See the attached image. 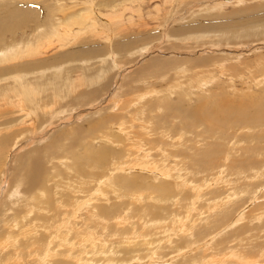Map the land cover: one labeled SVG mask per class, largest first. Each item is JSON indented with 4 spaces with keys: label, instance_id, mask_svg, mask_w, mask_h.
<instances>
[{
    "label": "rangeland",
    "instance_id": "374dc122",
    "mask_svg": "<svg viewBox=\"0 0 264 264\" xmlns=\"http://www.w3.org/2000/svg\"><path fill=\"white\" fill-rule=\"evenodd\" d=\"M222 2H226L225 5L221 4ZM82 13L86 20H89V16L92 17L90 20L91 24H94L93 26H86L85 23L79 22L74 23V19H78L77 17ZM10 14L13 16H10ZM180 16H184V18H179ZM166 20L169 23H166ZM113 21L124 25L126 27L125 30L121 29L115 33ZM196 21L207 23V26L213 25L211 29L212 35L223 34L229 30L233 34L236 32L252 31L253 28H251L252 25L250 26V24L259 23L258 21H263L264 23V0H0V29L2 24L4 25V22L6 25L2 26L3 28L0 30V51L12 45L15 48L10 51L16 53L14 61L1 62L0 67H8L20 61V64L25 66L28 71L24 70L26 71L23 73L25 77L29 73L28 78H26L29 80H34L33 73L41 77L43 70H46L43 73L45 76L39 79V84L33 96L35 98L34 106L38 110L48 111L46 116L42 115L44 123L34 129L29 124L31 121L34 122V118L31 120L26 119L27 123L24 121L25 124L21 123L24 114L23 110L20 109L21 105L18 106L16 103V106H5L2 108V111L0 110V115L5 112L4 116L0 117V144H4L0 147V159L1 161L5 160L4 163L8 162L6 168L4 163L0 164V218L3 213V206H12L9 203L13 200V197L10 196L14 189L19 191L18 196L20 198L26 196L25 191L28 187L26 181L21 180V175L30 165V159L38 156L35 153L34 155L33 153L30 155L29 151L37 147L43 148L42 146H46L50 139L54 137L55 141L58 140L59 144L56 142L54 149L50 148L48 150L49 155L52 149L53 153L50 155V159L45 166L54 181L66 184L75 182V178L78 179V177L71 176L74 175V171L71 170L70 176L67 178V169L61 162V158H69L72 153L82 155L83 162L81 163V167L77 168L75 166V168L85 169L88 173L87 162L91 150L93 151L92 155L105 146L117 147V150H120L119 146L112 145L111 142L102 136V134H107L109 131L113 132L109 126L113 122L110 119V115L117 108L115 102L121 104L123 101H127L128 98L134 97V95L137 97L148 92V90L155 92L156 89L158 90L156 93H158L155 97H158L156 101L159 102L157 104L164 105L166 108L164 106L165 109L161 107L163 108L162 110L158 109L159 117L148 119L145 122L144 120L147 119V115L152 118L156 116L157 111H150L155 108V97H153V102L142 108L141 111L136 110L135 107L133 111L135 120L132 124L137 126L138 131L140 128H143L141 133H144L148 139H164V142L158 144V148L161 149L163 147L168 152L170 151L171 155L168 154L165 157L163 152H159L161 154L158 153L159 156L157 158L158 160L166 158V166L164 167L174 177L170 178L168 174L165 177L156 175L159 172L158 170H155L153 173L143 170L139 166V163L142 161V150L139 153L133 152L130 156L128 154L122 155L121 151L119 153L121 155H117V158H114L112 163L107 166L110 169L106 172L111 174L112 181L115 183L116 179L120 177L132 181V179L138 177L140 183L142 181L151 189L142 187L144 185H135L132 187L133 189L127 185H117L118 196L115 193H109L108 197L110 200L108 202H104L105 198H97V194L103 195V193H93L94 191H91V195L85 198V205L87 204V200H93L96 197L97 201H101V203H105L109 207L112 206L113 213H121L112 216L110 220V217H107L105 222H108V220L109 222L111 221L110 223L116 222L119 217H125V219L128 218L127 220L131 219V221H134L137 216H133V214L138 211L134 212L129 207L136 201V196L140 197L142 193L144 197L148 196L151 190H154L153 185H162V183H168L167 185H172L171 188L175 189L179 184L185 185L186 179H188V183L191 186L196 185L197 188L201 186L200 189L204 193L218 190L219 192H215V195L219 194V199L227 200L232 195V201L238 203L233 206L232 212L221 213L215 205L211 204L214 199L205 200L206 195L202 196L201 200L194 205L193 198H190L193 194L190 187H184V189H187L185 191L190 198L188 200L187 198L184 200L174 196L161 200L162 196L158 195L157 192L154 194L151 192L149 197L144 198L143 202L140 203L144 206H153L151 210L155 212V218L162 220L155 211L159 204L166 203L170 210L163 212L166 225L161 226L162 229L159 231H166L167 228H171L172 226H174L176 231L177 223L175 222L181 219L187 227H194L206 235L201 237L199 233V240L203 239V242L209 241L208 245L201 248L212 246L214 249L213 251L210 249V251L207 250L205 252L201 251L202 249H198L196 254H203V257H205V254L209 253L207 258L205 257L209 260L212 254H215L216 251L219 252L220 248L224 250L226 246H231L232 243L225 245V242L230 239L235 240L232 247L228 248L230 252L236 251L238 253L239 250L241 252V250L247 248V251L243 250L241 253L247 252L248 254L250 251V254L246 255V257L249 256V261L252 257V260L254 258L260 260L262 254L264 255V252H262V246H264V218L261 219L262 221L257 218L260 214V217H264V46L256 50L250 47L258 44L263 39L259 40V37H253L255 41L250 42V40H246L250 39L248 35L239 37L238 41H242L238 47L246 48L247 46L242 44H249L250 42V47L248 46L247 50L251 51L245 52L240 50V54L233 52L234 54L231 56L232 61L230 62L233 65L230 69L222 70L220 67L215 68L220 62L216 65H213V62H211L212 65L209 68L202 65L199 68L194 62H196V59L200 55L205 58L200 62L202 63L212 55L227 53L230 47L226 43L217 44L219 51H224L215 53L212 50L214 48L207 44L199 45L195 44L194 39L187 42L185 39L181 40L183 36H168L167 34V24H169V27H173V31L184 25L182 23L191 25ZM216 21L220 22V24H216ZM197 25L198 23L192 26L195 28ZM54 27L61 35L67 32L73 35L72 38L78 35H81V37H79L76 44H73L75 40H68V36H65L61 41L59 38H55L49 47L43 49L46 52L44 51L39 56L38 53H30L22 58L23 54L19 48L24 47L27 41L36 42L39 34L42 35L46 32L54 31ZM194 28L188 31L189 34L192 30L198 31ZM263 28L264 26L255 27V31L252 34H258L259 31H263ZM92 32L97 33L93 35ZM124 34L125 36H129L127 42L131 44L127 46L128 48L131 47L130 52L133 46L142 45L143 47H148L146 45H149V48L154 47L147 54L142 49H134L133 52L137 51L136 56L138 59L136 61L128 59L127 54H124V57L126 56L125 58L127 59L123 58L122 62H120L118 58L122 54H118L114 49H123L124 45L121 46V44L117 43L125 41ZM197 35H199V32ZM260 37L264 38V31ZM219 38V36L216 37V39ZM243 40L246 41L244 42ZM87 42H90V44H87ZM62 43L65 45H62ZM112 43L114 44L112 45ZM165 45L167 46L165 47ZM142 46L141 48H143ZM204 47L208 49L207 53L198 55L195 50H200ZM232 47H237V45H232ZM78 49L80 52L73 53V50ZM142 53L145 54V57L139 56ZM97 55L100 56L97 57ZM134 55L130 54L133 58L135 57ZM109 57L112 58L110 59ZM100 58H107L110 64L114 62L113 67L115 68L112 70L113 67L110 66L111 71L108 73L109 79L107 81L105 77L102 81L93 79L100 74L103 67ZM122 63H126L127 65H122ZM179 68L181 69L179 70ZM136 69L139 73H134L136 74L134 75L133 72ZM57 71L59 74H56ZM207 71L209 72V76ZM127 74H131V78L128 79L130 82L119 83L118 77ZM24 75H19V77L12 76V81L15 82L17 78L21 79ZM141 76L143 77L139 79ZM154 76L157 78L155 79ZM0 79H5V76ZM147 80H150V82H147ZM78 82L82 84H78ZM95 89L97 90L91 93ZM61 90H68V92H65L66 96L61 97V100H59L58 94H60ZM127 90L131 91L128 92ZM80 91H85V93L76 95ZM189 94L191 95L189 96ZM31 96L29 95V97ZM55 100L58 102H54ZM5 101H2V103ZM169 103L170 106L167 107ZM27 105L29 104L23 106L27 108ZM55 109V116L51 117L53 115H50L49 112ZM128 110L130 111V108ZM100 118L104 120V123L97 130L92 131L93 124ZM4 121H8L13 128H18L17 130L21 133L19 138H17L18 132L12 135V137L8 135V130H5V125L1 123ZM152 126L154 130L151 131L150 127L153 128ZM123 135L122 138L124 137ZM15 138L18 140L16 146H14ZM163 143H167L168 145L164 144V146ZM9 146H11L9 154L7 153L8 148L1 150V148ZM129 147H134L131 142H129ZM6 153L8 154L7 157L5 156ZM14 156H16V161L11 163ZM65 160L64 158L63 161ZM45 161L47 160L43 159V162ZM193 162L195 165H193ZM115 163L118 164V167L113 168ZM2 169H5V171L2 172ZM101 169L103 167H97L95 169L97 172L94 175L101 177L98 173ZM96 181L102 182L104 179L97 178ZM49 186L53 192L66 187V185ZM67 186L75 187L77 190L79 189L78 187H86L88 189H92L93 187L96 189L97 187V185H86L83 183ZM245 189H248V191L244 192ZM38 194L39 192L35 193V196ZM80 195H85V192H82ZM241 197H244V200ZM39 200L41 199L39 198ZM64 200L71 202L75 201V198L71 199L66 195ZM123 202L128 204L125 206L126 208L121 207ZM31 205L34 204L31 203ZM13 207L18 211L17 204L13 205ZM151 210L149 209L150 215L146 216V218L151 216ZM37 212L39 211L36 210L29 214L28 220L33 219ZM210 215H212L211 220H213L205 224V218ZM6 216L14 218L13 210H8ZM202 217L204 220H202ZM234 218H240V220L234 222L233 225H229ZM22 221L25 220L22 219ZM33 224L35 226L34 229L29 227V225L25 226L32 229L25 232V234L34 233V235L38 236V232L47 229L41 225L36 226V224H39V220L33 221ZM17 229L16 227V231ZM71 229L69 221L65 228L61 229L60 225L52 227L50 229L52 233H47L46 237H41L38 247L29 246L27 240H25L22 245L24 250L21 256H17L16 258L11 257L10 260L3 261L0 264H53L61 256H70L69 248L66 249L64 246H59V240L65 237L68 239V245H72V241L75 238L72 231L67 236V232ZM90 229L95 230L98 235L102 234L104 240H108L114 245H117L120 239V236H114L113 227L104 229V224L93 223V227ZM129 229V226L123 228L120 234L121 237L125 236L122 234L129 233ZM130 234L132 235V231ZM236 234L240 235V238H238L241 241H238L237 237L235 239L234 235ZM156 240V245H158L166 240V236H158ZM222 240L224 243H221L223 242ZM212 241L214 244L210 243ZM253 241L255 242L254 245L252 244ZM250 242L251 247L249 245ZM216 243L218 245H215ZM220 244H224V246L221 247ZM174 245L175 248L177 245L185 248L187 243L177 244L175 242ZM197 245H200V243L198 242ZM234 245H236V249H232ZM246 245L249 246V249ZM255 245L257 247H253ZM259 245L261 246L259 248L261 252L258 250ZM54 247H56L55 250H53ZM251 248L253 251L250 250ZM121 249L119 250V254L123 256V253L126 254L127 252ZM174 250V247H167L161 254L153 251V258L150 261L158 262L155 264H162L160 263L161 261L172 258V260H180V262L184 260V263H186L191 262L190 259H193L192 262H194V260L200 258L195 257L196 255L193 258L191 255L194 252L191 255L186 254V258V256L181 255L184 249L181 251ZM226 250L224 252L228 251ZM47 251L48 253L53 251L51 252L52 258L44 262L40 258ZM58 252L61 253L59 257L56 256ZM259 252L262 254L260 255ZM217 258L219 259L220 255L215 259ZM262 259L264 260V257ZM38 261L40 263H37ZM260 262L258 264H264V261Z\"/></svg>",
    "mask_w": 264,
    "mask_h": 264
},
{
    "label": "bare ground",
    "instance_id": "6f19581e",
    "mask_svg": "<svg viewBox=\"0 0 264 264\" xmlns=\"http://www.w3.org/2000/svg\"><path fill=\"white\" fill-rule=\"evenodd\" d=\"M225 3L226 2H222L221 4L225 5ZM10 16H13V15L10 14ZM181 17L184 18V16H180L179 18H181ZM77 18L78 19H74L75 20L74 23H76V22H79L82 24L85 23L86 26L87 25H90V26L94 25L93 23L91 24L90 19L92 17L89 16V20H86L83 13L80 14ZM167 22L169 23L168 20H166V23ZM258 22L259 23L250 24V26L252 25L251 28H253L252 31H246V32L244 31L243 33H237L235 31L236 32V33L234 32L235 34L230 32V30H229V31H225L223 34L220 33V34L212 35L211 29H212L213 25L207 26L206 25L207 23H203L200 21H196V22L192 23L191 25H188L187 23L186 24L182 23L184 25H181L179 28L174 29L173 31H172L173 27L172 26L169 27V24H167L168 28L167 27L166 28L168 31V33H167L168 36H170V35H174V36H178V37L183 36V38H181V40L185 39L187 42H189V40H191V39H194L195 44H199V45L207 44L208 46L214 48L212 50L215 53L224 51V50L219 51V49L217 48V44H224V43L228 44V46L230 47V50L227 51V53L224 52L223 55H219V53H217V55H212L211 57L207 58V60H205L202 63H200V62L202 60H204L205 58L202 57V55H200V54L207 53L208 49L206 47H204L200 50L196 49L195 50L196 53L200 56L196 59V62H194L195 65L198 66L199 68L201 67L200 65H202L203 67L206 66L209 68V66L212 65L211 62H213V65H216L218 62H220V64H218L215 68L220 67L222 70L223 69L227 70V69L232 68L233 64H230V62L232 61L231 56L234 53L240 54L241 53V52H239L240 50L245 51V52L251 51V50H247V47L249 46V44H251L250 43L251 41L252 42L255 41L253 37H255V38L259 37V40L263 39L262 41H264V38L260 37V35L264 31V28H263V31H259L258 34H252L255 31L254 30L255 27L259 28L261 26H264L263 21H258ZM172 23H174V22H172ZM197 23H198V25L195 26V28H194L192 25L197 24ZM112 24L114 26L115 33L121 29L125 30V28H126L124 25H122L121 23L116 22V21H113ZM216 24H220V22L216 21ZM4 25H5V22H4ZM4 25L2 24L3 27H4ZM9 25H11V24H9ZM2 26H1V29L3 28ZM183 26H185V27H183ZM5 28H7V27H5ZM13 28H14V26H13ZM164 28H165V26H164ZM193 28L195 30H198V31L192 30L189 34L188 31L193 29ZM54 29H55V27H54ZM2 31H4V30H2ZM195 32H197V33H195ZM198 32H199V35H197ZM240 32H242V31H240ZM96 33L97 32H92L93 35ZM243 35H248L250 37V39H246V40H250L249 44H244V43L242 44V45H246L247 46L246 48L245 47H242V48L238 47V46H240V43L242 41V40L238 41V38L243 36ZM38 36H39V38L36 42H34V41L28 42L27 41V43H25L24 47L19 48L21 50V53L23 54L22 58L29 55L30 53H38V56H39L44 51L46 52V50L43 51V49L46 47H49L55 38H59V40L61 41V39L65 38V36H68L69 38H67V39L71 40V41L75 40L74 43L73 42L72 43L76 44L79 37H81V35H78V36H74L72 38L73 35L72 34L70 35L67 32L64 33L63 35H61L59 33V31L56 29L54 31L46 32L45 34H42V35L39 34ZM218 36L220 38L216 39V37H218ZM128 37L129 36H127V35L125 36V34H124L125 41L123 40L120 43L119 42L117 43L119 45L121 44V46L124 45L122 50H115L114 49V51L118 52V54L119 53L122 54L120 56V58L117 57L119 59L118 61H120V62H122L123 58L126 57V56L124 57V54H127L128 59H130V60L132 59V61H136L138 59L136 56L137 51L133 52L134 49L135 50L137 48H138V50L142 49L145 52V54H147L150 50H152L151 48L154 47V46H152L151 48H149V45H146L148 47H143L141 45L143 47V48H141V46H135L134 47L133 45H131L134 48L132 47L131 52H130L131 47L128 48V46H127L128 44H131V43L127 42ZM169 39H167V40H169ZM39 40H41V41L39 42ZM246 40H243V41L245 42ZM226 41H228V42H226ZM256 41H258V40H256ZM262 41H260L258 44L254 45V46H251V47L249 46V47L253 50L259 49V48L264 46V42L262 43ZM182 42H184V41H182ZM64 43H62V45H65ZM46 44H48V46H46ZM87 44H90V42H87ZM113 44L114 43H112V45ZM232 45H235V46L237 45V47H232ZM166 46L167 45H165V47ZM198 47H200V46H198ZM14 48H15V46L11 45V47L9 46L6 49H2L0 51V63L15 60L14 55L16 53L10 51V50H13ZM78 50H73V53L74 52H80V50L79 51ZM188 52H189V50H188ZM183 53H185V52L183 51ZM130 54L131 55L135 54L134 55L135 57L133 58V56H130ZM145 54L142 53L139 56L145 57ZM116 55H117V53H116ZM98 56H100V55H97V57ZM73 58L75 59V57H73ZM127 58H125V59H127ZM113 60H114V58H113ZM100 62H102V66H103L101 69V72L97 77H95L93 79L97 80V81H99V80L102 81V79L105 77V79L107 81L109 79L108 73H109V71H111L110 66L113 67L114 62H112L113 65L108 63L107 58L106 59L102 58ZM197 62H199V63H197ZM240 63L243 64L244 62H240ZM125 64L122 63V65H125ZM129 64H130V62H129ZM143 65H145V64H143ZM117 66H118V64H117ZM114 68L115 67H113L112 70H114ZM180 69L181 68H179V70ZM185 69H182V70H185ZM19 70H22V71H19ZM24 70L27 71L25 66L20 64V61L18 63H13L11 66H8V67H0V78L1 77L3 78V76H5V79H0V110L2 111V108H4L5 106H10V105L16 106V103L18 104V106L21 105L20 109L23 110V112H24V114L22 116L23 121H21V123L25 124L24 121H26V119L31 120L34 118V122L31 121V123H29V124L32 125V128L36 129L44 123L43 122V118H44L43 116H46V114L48 112V111L46 112V110H42V109L38 110V108L34 106L35 98L33 96L34 92H35V90L39 84V79L45 76L43 73H45L46 70H43L41 77L34 75V73H33L32 75L34 76V80L26 79V78H28L29 73H27L26 77H25V75L23 73H25L26 71H24ZM47 70H49V69H47ZM60 70H62V69H60ZM219 71H220V69H219ZM17 73H19V74H17ZM134 73L137 74L139 72L136 69L133 72V74ZM210 73H212V72H210ZM226 73H227V71H226ZM56 74H59V72L57 71ZM136 74H134V75H136ZM19 75H24V76L21 77V79L17 78V81H15V82L12 81V78H11L12 76L19 77ZM182 75H184V74H182ZM193 75H195V74H193ZM208 76H209V72H208ZM142 77L143 76L139 77V79H141ZM154 77H155V79L157 78L156 76H154ZM129 78H131V74H127L124 76L120 75V77H118L117 80L119 83L124 84V82H126V83L128 81L130 82V80H128ZM135 79H133V80H135ZM106 81H105V83H106ZM147 82H150V80H147ZM203 83H205V82L203 81ZM78 84H82V83L78 82ZM96 90L97 89L91 91V93H94ZM127 91L129 92L131 90H127ZM156 91H158V90L155 89V92L152 90H150V91L148 90V92L144 91L145 93L141 94L142 96L140 95V96L136 97V95H134V97L128 98L127 101H123L121 104L118 102H115L116 103L115 105L117 108L110 115V119H112L113 122L109 126L110 128H112L113 132L109 131L107 134H102V136L105 139H107L109 142H111L112 145L119 146L120 150H117V147L114 148V147L105 146L104 148H101L98 151H96L94 153V155H92L93 154L92 150L90 151V153L88 152L90 154V157L88 158V162H87L88 173L85 171V169H77V168H80L82 165L81 164L83 162L82 155H80V154L77 155V153H72V155H70L69 158H67V157L61 158V160H62L61 162L63 163L64 167L67 169L66 170L67 171L66 175L68 176L67 178H69L71 170L74 171V175H71V176L78 177V179L75 178V180H76L75 182H70V183L66 184V183H58V182L54 181L51 174L49 173V170L45 166V164H47V162L50 159V155L53 153L52 150L54 149L56 142L59 144L58 140L55 141L54 137H52L50 139V141L48 142V144L46 146L43 145L42 146L43 148L37 147V148H34L33 150L29 151L30 155H32V153L34 155V153H35L38 156L37 157L34 156L35 158L32 157V159H30V162H31L30 165L26 168V170H24L22 172V175H21L22 176L21 180L26 181V185L28 187V189L25 191L26 196L23 198H20V196H18L19 191L17 189H14V190L12 189L13 191L11 192L10 197H13V200L9 203V205L11 204L12 206L8 207V206L4 205L3 210L1 207V210L3 213H2L1 218H0V263H2L3 261H6V260H10L11 257L16 258L17 256H21L23 254V250H24L22 245H23L25 240H27V243L29 244V246L38 247V243L40 242L41 237H46L47 233H52L50 230L52 227L60 225L61 229L65 228L68 224V221H69L70 227L72 229L69 231L67 230L68 231L67 236H69L70 232L72 231L75 238L72 241V245H68L69 244L68 239L65 237H62L59 240V244H60L59 246H64V248H66V249L69 248L68 250L70 252V256L59 257L61 255V253L58 252L56 254V256H58L59 258H57L53 262V264H67V263L71 264L72 262H75L72 264H151V263L155 264L158 262L150 261V259L153 258L152 254L154 252L161 254L162 252H164V249H166L167 247H170V248L174 247V249H175L174 251H181L182 249H184L183 253L181 254L182 256H186V254L191 255V253L194 252V253H192L191 256L193 257L194 255H196L195 257H197V258L200 257V258L198 260L197 259L194 260V262H192L193 259H190L191 262H186V263H184V260L180 262V260H172V258H170L166 261H161L160 263H162V264H164V263L165 264H258L260 261L261 262L264 261L263 259L261 260V258L264 257V255L262 253H261L262 257L260 258V260L256 259V258H254V260H252L253 257L251 255L252 259L250 258V261H249L248 260L249 256L246 257V255H249L250 251L248 252V254H247V252L241 253L243 250L247 251L246 250L247 248H245V249L242 248L243 250H241V252L239 250L240 253L239 252L237 253L236 251L230 252L228 248L232 247L233 241H235V240H230V239L225 242L226 243L225 245H227V243L228 244L232 243L231 246L228 245V247L227 246L225 247V249H227L228 251L226 250L227 252H224L225 249L222 250L219 247L220 250H219V248H217L219 250V252L216 251V253L214 252L215 254L210 253V254H212V257H210L209 260L206 259L207 255L209 253L205 254L206 258L203 257V254L202 255L200 253L196 254V251H198V249H202L201 251H203V252H205L207 250L210 251V249H212V251H213L214 249L212 248V246H208L207 248L206 247L201 248V247L208 245L209 241L203 242L202 238H201L202 240H199L198 239L199 233H200L201 237H204L206 235L202 234L200 231L196 230L194 227H187L184 224V221L181 219H178L175 222V223H177L176 231H175L174 226H172L171 228H167L166 231L164 230L163 232H160L161 231L160 229H162L161 226H163L164 224L166 225L165 216H164L163 212H165V210L166 211H170V210L168 209V206L166 203L165 204H159L158 207H156L155 211H156L157 215L162 220H160L159 218H155L154 217L155 212H153L151 210L153 206H148V205L144 206V205H142V203H140V202H143L144 198L149 197V194L151 192L153 194L157 192L158 195L162 196L161 200L171 198L173 196L174 197H180L184 200H186V198H187V200L190 198H193V204L194 205H196V203L201 200L202 196L206 195L205 200L214 199V201L211 204L215 205V207L221 213L232 212L233 206L236 203H238V202L232 201V198H231L232 195L229 196L227 198V200L219 199L218 198L219 194L215 195V192H217L218 190L215 192H212V191L209 192L208 191V193H204V191L202 189H200L201 186H198L199 188H197L196 185L191 186L188 183V179H186L185 185L179 184V185H177V187L175 189L171 188L172 185L171 186L167 185L168 183H162V185H153L152 187L154 190H151V192L148 194V196L144 197L143 193H142V195H140V197L136 196V201L131 205V207H129V208H132L134 212L138 211V212L133 214V216H137V217H135L134 221H131V219L127 220L128 218L125 219V217H123V218L119 217V218H117L116 222L115 221L113 223H110L111 221L109 222V220L112 219L111 218L112 216H116V215H119L121 213H113L112 206L109 207L107 204L101 203V201L100 202L97 201L98 200L97 198H100V197L102 199L105 198L104 202H106V201L108 202L110 200V198L108 197L109 193L112 192V193H115L117 195V192H118L117 191V185H127L131 188L134 187L135 185H139V186L144 185L142 187H145L146 189H151L149 186L145 185L142 181L140 183L138 181V177L135 179H132V181L127 180L124 177H120V178L116 179L115 183L112 181L111 174L106 172L110 169V167H107V166L112 163V160L114 158H117V155H121V154H119L121 151H122V155L128 154V156H130L133 152L139 153V151L142 150L145 153L142 152V161L139 163V166L142 167L143 170H146V171L151 172V173H153L155 170H158L159 172L156 173V175H161V176L165 177L168 174V176L170 178L174 177V176H172V173L170 171L168 172L166 170V168L164 167V166H166V158H164V159L161 158V160H158V158H157L159 156V154H161L159 152H163L164 156L165 155L167 156L168 154L171 155L170 151L168 152V150H165L163 147L161 149L158 148V144H160L161 142H164V139H159V140H156L155 138H149L148 139L144 135V133H141L143 131V128H140L138 131L137 126L132 124L133 121L135 120V117L133 116V111L135 110V107H136V110L141 111L142 108H144L148 104H151V102H153L152 100L154 99L153 97H155L156 94L158 93V92L156 93ZM65 92H68V90L67 91L61 90L60 94H58L59 100H61L60 99L61 97L66 96ZM83 93H85V91H80V92L76 93V95L83 94ZM29 95H32V96L29 97ZM190 95L191 94H189V96ZM146 98H148V99H146ZM4 100H6V101L2 103V101H4ZM156 100H158V97H155V101H154L155 108L150 110V111H157L156 116H154L152 118V117L147 115L146 116L147 119L144 120L145 122H147L148 119H154L156 117H159L158 109L162 110L164 107L166 108V106H164V105L157 104L159 102H157ZM54 102L57 103L58 101L55 100ZM25 104H29V105H27L28 106L27 108H25L23 106ZM168 106H170V103L167 105V107ZM161 107H163V108H161ZM129 108H130V111L128 110ZM175 109H177V108L175 107ZM170 110H171V108H170ZM55 111H56V109L49 112L50 115H53L51 117L55 116L54 115ZM142 113H144V111H142ZM4 114H5V112H3L0 115V117L4 116ZM10 117H12V116H10ZM126 117H127V119H126ZM140 120L143 121V119H141V118H140ZM13 122H14V119H13ZM1 123H3V125H5L4 128H5V130H8L7 133L10 137H12V135H15V133L18 132L17 138H19V135H21V133L17 130L18 128L16 129V127L13 128L12 126H10L8 121H4ZM26 123H27V121H26ZM102 123H104V120L102 118H100L98 121H96L95 124H93V127L91 128V130L92 131L97 130ZM11 124H12V122H11ZM15 126H17V125H15ZM22 126L25 127L24 125H22ZM150 130L151 131L154 130V127L153 128L150 127ZM45 132H47V131H45ZM179 132H181V131H179ZM41 135H43V133H41ZM122 135L124 136L123 138H122ZM17 138H15L16 140H14V146H16V144H18ZM10 141H11V138H10ZM127 141L131 142L134 147L130 148L129 142H127ZM164 144H166V146L168 145L167 143H163V145ZM3 145L4 144H0V147ZM10 147L11 146L4 147V148H1V150L8 148L7 153L9 154ZM145 147H146V151H145ZM50 148H53V149L51 150L50 155H49L48 150ZM166 152H168V153H166ZM7 153L5 154L6 157L8 156ZM211 156H212V154H211ZM64 158L66 159L65 161H63ZM43 159H46L47 161L43 162ZM170 160H168V161H170ZM4 161L5 160L1 161V159H0V164L4 163ZM14 161H16V156H14L12 158L11 163H14ZM190 162L192 163V161H190ZM176 165H177V163H176ZM181 165H182V163H181ZM193 165H195L194 162H193ZM4 166L6 168L8 166V162H5ZM75 166L77 168H75ZM100 166L103 167V169L98 171V173L101 175V177H98V176L94 175V173L97 172V170H95V169L97 167H100ZM177 166H179V165H177ZM116 167H118V164L115 163L113 165V168H116ZM4 171H5V169L4 170L2 169V172H4ZM259 173H261V172H259ZM97 178L98 179H104V181H102V182L96 181ZM51 181H54V182L50 183ZM108 181H110V182H108ZM78 183H83L86 185H97V187H96V189H94V187L92 189H88L86 187H78L79 189L77 190L75 187L67 186V185H78ZM49 185H66V187H63L62 190H57L56 192H53L52 188ZM184 187H190L191 188L193 194L190 198L186 194L185 190H187V189H184ZM108 189H109V191H108ZM138 189L140 190V188H138ZM91 191H94L93 193H103V195L97 194L96 195L97 198L95 197V198H93V200H87V204L85 205V202H84L85 198H87L91 195L90 194ZM247 191H248V189L244 190V192H247ZM37 192H39V194L37 196H35V193H37ZM82 192H85V195H80ZM66 195L68 196V198H71V199L75 198V201L67 202L66 200H64ZM39 198L41 200L38 201ZM243 198L244 197H241L242 200H244ZM31 203H33L34 205H31ZM190 203H192V202H190ZM16 204L18 205V211H16V209L13 207V205H16ZM146 204H148V203H146ZM126 205H128V204L126 202H123V204H121V207H125ZM153 205L155 206V204H153ZM7 207H8V209H7ZM149 209L151 210V216L149 218H146V216L150 215ZM8 210H13L14 218H11L10 216H6ZM36 210H38L39 212H37L35 214V217L33 219L28 220L29 214H31L32 212H34ZM42 210H44L47 213H45ZM122 211H123V209H122ZM128 211H129V209H128ZM178 214H180V213H178ZM211 216L212 215L207 216L205 218V221H204L205 224H208L210 222ZM260 216H261V214L258 215V217H257L259 220L264 218V217H260ZM107 217H110V218H109L108 222H105ZM22 219H24L25 221H22ZM35 220H39V224H36V226L41 225L47 229L44 231L38 232V236L34 235V233L25 234V232L34 229L35 226L33 224V221H35ZM202 220H204L203 217H202ZM239 220H240V218H234V219H232V221L230 222L229 225H233L234 222H238ZM51 222H52V224H51ZM93 223H98L100 225L104 224V229H106L107 227H113L114 228V236H116V237L120 236V239L118 240L117 245L110 243L108 240H104L102 234L98 235V233L95 230L90 229L93 227ZM27 225H29V227H32V229L26 228L25 226H27ZM128 226L130 228L129 229L130 232L127 234H125V233L122 234L125 236L121 237V235H120L121 230L123 228L128 227ZM16 227L18 228L17 231H16ZM49 227H50V229H49ZM64 230H66V229H64ZM131 231H132V235L130 234ZM246 234H248V233L246 232ZM162 235L166 236V240H164L163 243H159L158 245H156V242H157L156 237L162 236ZM234 237H235V239H236V237L240 238V235L236 234V235H234ZM253 237H255V236H253ZM253 237H252V239H253ZM239 238L237 240L241 241V239L239 240ZM175 242L177 244L178 243H183V244L187 243V245L185 246V248L179 247L181 245H179V246L177 245L175 248V245H174ZM198 242L200 243V245H197ZM210 243L214 244L213 241ZM221 243H224V241ZM254 243L255 242L253 241L252 244L254 245ZM234 244H235V242H234ZM250 244H251V242L249 243V245ZM215 245H218V243H216ZM220 245H221V247L224 246V244H220ZM237 246H240V245H237ZM251 246L252 245H250V247ZM235 247H236V245H234V248H232V249H236ZM247 247L249 249V246H247ZM253 247H257V246L255 245ZM260 247L261 246L259 245L258 250H260V252H261V249H259ZM120 248H122L121 249L122 251L124 250L127 253L126 254L123 253V256H121V254H119ZM55 249H56V247L53 248V250H55ZM239 249H241V248H239ZM237 250H238V248H237ZM250 250H252V248ZM31 251H32V249H31ZM51 252H53V251H51ZM51 252L50 253H48V251L44 252L40 259L42 261L46 262L49 258H52ZM260 252H259V254H260ZM262 252H264V246H262ZM219 255H220V258L215 259ZM186 258H187V256H186ZM184 259H185V257H184ZM37 263H40V262L38 261Z\"/></svg>",
    "mask_w": 264,
    "mask_h": 264
}]
</instances>
